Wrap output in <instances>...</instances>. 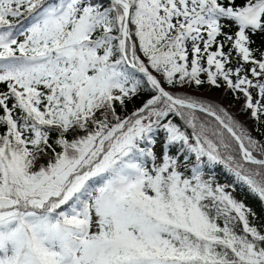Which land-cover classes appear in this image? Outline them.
<instances>
[{"label": "snow or ice", "instance_id": "1", "mask_svg": "<svg viewBox=\"0 0 264 264\" xmlns=\"http://www.w3.org/2000/svg\"><path fill=\"white\" fill-rule=\"evenodd\" d=\"M258 33L264 0H0V264H264L226 190L264 204V140L196 94L260 123Z\"/></svg>", "mask_w": 264, "mask_h": 264}, {"label": "trees", "instance_id": "2", "mask_svg": "<svg viewBox=\"0 0 264 264\" xmlns=\"http://www.w3.org/2000/svg\"><path fill=\"white\" fill-rule=\"evenodd\" d=\"M253 39L255 41V44L253 45L254 47L264 48V35L258 33L255 37H253ZM4 87V85H0V89ZM204 90L210 92H222V96L224 98V105L222 107L226 108L227 110L228 107H230V110H228L229 113L232 114L234 118L243 123L254 138H256L257 140H264V117H261V122L257 123L249 118L248 113H241L240 107L243 103V100H236L231 93L225 92L224 87L217 89L205 83L203 86H201L198 92H202ZM139 99L140 98L137 97L133 101L129 102L128 109L134 110ZM163 135V132L158 133V136L161 138L163 137ZM204 171L206 176H210V174H217L223 179L225 183L229 185L235 184V177L227 171L223 164H215L211 167L205 166ZM235 189L237 192H240L244 195L245 199L247 200L246 205L256 213L257 217L263 220L264 204L261 203L258 197L250 193L246 188H242L239 184H235Z\"/></svg>", "mask_w": 264, "mask_h": 264}, {"label": "rangeland", "instance_id": "3", "mask_svg": "<svg viewBox=\"0 0 264 264\" xmlns=\"http://www.w3.org/2000/svg\"><path fill=\"white\" fill-rule=\"evenodd\" d=\"M196 94L200 95V96H203V97H205V98H207L209 100H212V101L220 104L221 106L224 105V102H223L224 98L222 96V92H210V91L204 90L202 92H197ZM228 110H230V107H228ZM210 176H212L214 178V183H219L221 185H229V184L225 183L223 181V179L217 174H210ZM207 177H208V175L207 176L205 175V178H207ZM226 190L229 191V192H232V194L237 199L242 200L245 204H247V200L245 199V197H244V195L242 193L237 192L236 189L233 191V188H231V187L227 188Z\"/></svg>", "mask_w": 264, "mask_h": 264}]
</instances>
